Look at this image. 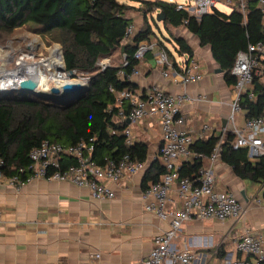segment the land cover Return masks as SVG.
Segmentation results:
<instances>
[{
    "label": "trees",
    "instance_id": "1",
    "mask_svg": "<svg viewBox=\"0 0 264 264\" xmlns=\"http://www.w3.org/2000/svg\"><path fill=\"white\" fill-rule=\"evenodd\" d=\"M132 2L141 5L138 11L142 13L144 27L126 42L127 28L133 24L127 15ZM177 5L176 0H0V39L10 37L25 26L40 35L53 34L52 40L62 46L66 71L82 73L89 79L88 91L78 101L64 106L32 93L0 90V157L5 161V175L12 177L20 169H26L31 151L45 141L62 146L85 142L93 147L90 158L99 166L125 155L147 162L148 144L135 140L133 146L126 145L124 131L128 123L116 117L115 95L110 88L136 92L137 86L127 77L140 66L135 54L141 43L153 44L151 40L155 37L158 40L155 50H164L169 58L173 57L155 28L161 33L162 26L172 35V30L183 27L187 21L186 31L197 38L202 48H210L213 61L224 73L226 85L234 88L236 79L231 70L238 54L247 51L249 45L264 41L263 19L256 5H249L246 20L238 12L227 15L215 10L200 21L185 11H178ZM159 14L163 15V23L156 20ZM172 41L179 56L194 57L184 39L174 37ZM118 51L128 65L100 72L98 62L113 57ZM153 58L154 51L144 61ZM120 70L125 72V80L118 76ZM263 77L264 59H259L253 79L255 99L245 95L241 100L245 120L264 117ZM128 114L126 109L125 115ZM218 146L221 162L239 180L264 185V157L251 160L247 149L237 147L236 136L231 132L224 140L214 136L194 140L191 150L199 157L183 162L180 176L194 181L204 166V159ZM73 164L72 158H66L63 166ZM164 173L157 161L152 162L144 178V190L157 183ZM219 255H225L221 248Z\"/></svg>",
    "mask_w": 264,
    "mask_h": 264
},
{
    "label": "built area",
    "instance_id": "2",
    "mask_svg": "<svg viewBox=\"0 0 264 264\" xmlns=\"http://www.w3.org/2000/svg\"><path fill=\"white\" fill-rule=\"evenodd\" d=\"M250 4H255L262 15L264 28V0H194V3L188 6L178 4L177 10L185 11L200 21L203 16L215 10L219 11L217 7L220 5L231 13H240L246 20ZM187 24L185 21L184 26L176 31L181 32ZM136 32V26L130 24L126 31V42L130 41ZM155 47V44L149 42L141 43L135 59L141 64L150 52L155 51ZM259 59H264V41L249 45L247 51L240 52L231 70L236 84L228 123L231 125V133L236 136L237 147L247 149L251 160L264 157V117L245 120L243 125L238 123V117L242 112V98L248 95V99H255L253 79L257 73ZM154 60L165 79L171 76L166 70H173L176 83L180 82L183 86L197 84L203 78L201 65L195 56H180L171 62L166 51L161 50L154 54ZM127 65L124 57L119 66ZM97 66L100 72H105L114 65L109 60H103L99 61ZM139 75L138 69L128 77L123 70L118 73L120 79L125 80L127 77L130 81ZM88 80L87 78L85 84H88ZM110 91L115 95V107L118 110L116 117L120 122H130L124 131L128 147L135 143L132 127L143 121L148 120L156 124L162 135V144L155 160L165 173L157 183L151 184L143 191L141 202L146 213L156 216L167 224L168 228L154 237L151 252L140 264H209V261L213 264H264V237L249 230L238 235L234 252H225V255L220 257L219 248L209 260L207 255L181 243L185 224L212 221L220 224L239 223L244 221L247 214L245 206L233 192L216 188L213 167L220 161V146L210 157L204 159L209 165L202 167L194 181L182 178L179 174L181 160L192 161L199 157L191 150L194 140L186 127L183 108L191 103H208V97L193 98L187 92L170 94L157 86L151 87L147 93L116 91L113 88H110ZM126 109H129L128 116L125 115ZM211 130L208 124L202 127L205 134ZM92 151L93 147L85 142L62 146L45 141L31 151L30 164L26 169H20L15 176L5 175V161L0 157V183L17 192L34 180L68 183L89 191L98 201H107L116 198L115 188L142 173L147 166L146 162L136 161L130 155L99 166L90 158ZM66 158H72L74 164L64 167ZM174 187L177 188L179 204L171 196ZM252 204L257 207L264 206V195L254 197ZM100 258V254L95 255V259Z\"/></svg>",
    "mask_w": 264,
    "mask_h": 264
},
{
    "label": "crops",
    "instance_id": "3",
    "mask_svg": "<svg viewBox=\"0 0 264 264\" xmlns=\"http://www.w3.org/2000/svg\"><path fill=\"white\" fill-rule=\"evenodd\" d=\"M181 33L180 38L192 48L201 65L203 78L199 83L188 86L176 83L174 71L168 69L171 76L165 79L154 58L140 64V75L131 82L137 86V93H147L157 86L170 94L187 92L193 98L207 96L208 103L185 105L186 127L193 140H207L213 136L224 140L231 132L228 118L234 88L226 85L224 73L217 72L219 67L213 61L210 48H202L186 29ZM188 35L193 37L191 42L186 39ZM158 52L155 50L154 54ZM244 121L241 112L238 123L243 125ZM206 124L212 130L205 134L202 127ZM132 129L136 141L149 145V159L142 173L115 188L113 200L98 201L89 191L68 183L34 180L19 192L0 183V264H140L148 257L154 237L168 228L156 216L146 213L141 202L144 178L150 164L156 161L162 135L159 127L148 120ZM183 162L186 161L181 160L180 165ZM208 165L209 162L204 160V166ZM213 170L216 188L233 192L247 210L244 221L225 223H231L230 232L235 231L238 237L249 230L264 237V206L252 204L254 197H248L245 182L221 160ZM260 195H264V185L256 196ZM171 196L179 202L176 187ZM220 225L213 221L188 223L183 234L187 233L189 238L182 240L181 237V243L203 252L204 248L213 245V241L197 236V233L211 235L213 230L223 233ZM203 228L204 231L199 230ZM219 248L220 245L216 251ZM97 254L101 255L98 260L95 259Z\"/></svg>",
    "mask_w": 264,
    "mask_h": 264
},
{
    "label": "rangeland",
    "instance_id": "4",
    "mask_svg": "<svg viewBox=\"0 0 264 264\" xmlns=\"http://www.w3.org/2000/svg\"><path fill=\"white\" fill-rule=\"evenodd\" d=\"M146 1H154V0H146ZM168 1V0H167ZM178 4L182 5H189L190 3L193 4L194 0H176ZM131 10L127 13L128 17H131L133 19V24L136 26L137 30L144 27L143 17L141 11H138L140 9L141 5L139 3L132 2L130 3ZM217 9L224 13V14H231V11L223 6H218ZM151 23H153L151 21ZM161 33L155 28V32L159 36V39L164 42V44L167 46L168 50L173 53V57H170V61L174 62L176 61L180 56L175 52L174 50V41H172V38L181 37V32L173 31L172 35L164 29V27L161 26ZM53 34H38L36 31L32 30L31 27L25 26L23 28L18 29L13 35L7 38L0 39V90H4L2 88L3 82H5L7 79L4 76L5 73H8L10 71L17 70L18 64L20 59L25 60L28 64L41 62L43 60H49L51 63V67L45 72L44 78L47 80L50 79L52 75L58 76L59 74H65L66 80L71 83H84L87 80V76L82 73H77L75 76H70L68 72L65 70V66L62 64V56H63V50L62 46L58 43H55L53 40ZM186 39L191 42L193 37L188 35L186 36ZM154 37L151 41H153V44L158 42V40ZM62 52V53H61ZM110 63H112L114 66L120 65L122 63V54L120 51L115 53V55L109 59ZM3 73V74H2ZM48 73V74H47ZM260 74V73H259ZM25 80L29 78H37V76L32 75H25L22 77ZM18 79V78H17ZM5 80V81H4ZM12 80V79H11ZM264 82V77L262 79ZM50 83V89L54 87L57 83L55 81H48ZM87 85V84H85ZM12 89V88H9ZM8 89V90H9ZM40 89H42L40 87ZM6 90V89H5ZM7 90V91H8ZM10 91V90H9ZM20 91V90H16ZM245 184L248 187L247 194L248 197H255L257 194H259V191L261 187L259 185H253L248 182H245ZM261 196V195H260ZM239 198V197H238ZM240 200V199H239ZM186 225L183 227V231L186 228ZM201 226V225H200ZM208 226V225H207ZM223 229V233L220 230H213L214 232L211 233H197V236L200 237H206L208 241H213V245H209L206 248L203 249V252L200 251L198 253L207 255V260H209L216 251V248L219 247L222 250H225L227 253H232L236 250L235 240H236V232H230L232 231V225L231 223L228 224H222L220 225ZM201 231H204L205 229H199ZM188 239L187 233H184L182 235V240ZM238 238V237H237ZM181 240V239H180ZM224 243V244H223ZM209 264H213L212 261L208 262Z\"/></svg>",
    "mask_w": 264,
    "mask_h": 264
},
{
    "label": "water",
    "instance_id": "5",
    "mask_svg": "<svg viewBox=\"0 0 264 264\" xmlns=\"http://www.w3.org/2000/svg\"><path fill=\"white\" fill-rule=\"evenodd\" d=\"M156 20L158 23H163L164 22L163 15L159 14ZM63 60H64V57H63ZM217 72L223 73L221 69H218ZM68 74L73 77L76 75V72L71 71V72H68ZM10 90L11 91L20 90L23 93H32L38 97L45 99L46 101H51L54 104L64 106V105L73 103L75 101H78L88 91V84L85 85L82 83H71L70 82L61 88H58L54 85V87L49 89L48 92H44L43 89L39 88V85L37 83L32 82L30 80H26V81L21 82V85L20 87H18V89L12 88ZM3 91H7V90H3ZM127 123L130 124L129 121H127ZM223 123L227 124V121H224Z\"/></svg>",
    "mask_w": 264,
    "mask_h": 264
},
{
    "label": "bare ground",
    "instance_id": "6",
    "mask_svg": "<svg viewBox=\"0 0 264 264\" xmlns=\"http://www.w3.org/2000/svg\"><path fill=\"white\" fill-rule=\"evenodd\" d=\"M63 59V57H62ZM63 65H65L63 60ZM51 67V63L49 60H43L41 62L28 64L25 60L20 59L17 70L10 71L8 73H5L4 76L7 79L5 82H3L4 90H8L9 88L18 89L20 87L22 81H26L25 78L23 79L25 75H32L37 76V78H29L27 80H30L32 82H35L39 85V88L41 87L44 92L49 91L50 83L48 81H55L57 84L55 85L58 88L63 87L67 83H70L66 80L65 74H59L58 76H50V79L44 78L45 72ZM3 74V73H2ZM48 74V73H47ZM18 78V79H17ZM12 79V80H11ZM10 90V89H9Z\"/></svg>",
    "mask_w": 264,
    "mask_h": 264
}]
</instances>
